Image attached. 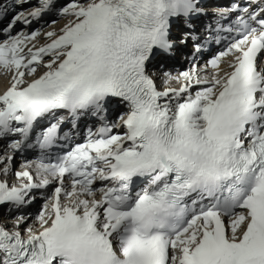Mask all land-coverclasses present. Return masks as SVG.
Segmentation results:
<instances>
[{"label": "snow or ice", "instance_id": "obj_1", "mask_svg": "<svg viewBox=\"0 0 264 264\" xmlns=\"http://www.w3.org/2000/svg\"><path fill=\"white\" fill-rule=\"evenodd\" d=\"M29 5L0 6V264H264V0Z\"/></svg>", "mask_w": 264, "mask_h": 264}, {"label": "bare ground", "instance_id": "obj_2", "mask_svg": "<svg viewBox=\"0 0 264 264\" xmlns=\"http://www.w3.org/2000/svg\"><path fill=\"white\" fill-rule=\"evenodd\" d=\"M213 2H214V1H213ZM224 3H226L224 0H218V1H215V3L212 4V5H225ZM205 5H207V3H206ZM215 7H216V6H213L212 9H214ZM60 20H61V19H60ZM62 24H63V21H62V20H61L60 22H59V21L56 22V25H54V26L51 25V24H49V25H51V26L48 25V27H47V29H45V31L50 30L52 27H57V28H58V27H60ZM38 43H39V44H43V43H45V40L43 39V37H41V38L39 39ZM175 65L180 66L181 70H183L184 68L187 67L186 65L181 66V64H179V63H175ZM222 66H223V65H222ZM4 84H5V77H2V78L0 79V90L3 89ZM0 145H1V141H0ZM4 150H5V147L0 148V154H3V151H4ZM15 164H17L16 167H19V164H20V163H17V162L15 161ZM0 178H2V177H0ZM10 179H11V177H10ZM38 205H39V202H38L37 204H34L30 210L35 209L36 207H38ZM2 217H3V214L0 213V219H1ZM1 220H2V219H1Z\"/></svg>", "mask_w": 264, "mask_h": 264}, {"label": "rangeland", "instance_id": "obj_3", "mask_svg": "<svg viewBox=\"0 0 264 264\" xmlns=\"http://www.w3.org/2000/svg\"><path fill=\"white\" fill-rule=\"evenodd\" d=\"M57 18H58V17H53V19H56V22H58V21L60 22L61 20H60L59 18H58V20H57ZM49 26H51V25H49ZM183 65H186V64L183 62V63L181 64V66H183ZM9 179H10V178H9Z\"/></svg>", "mask_w": 264, "mask_h": 264}]
</instances>
